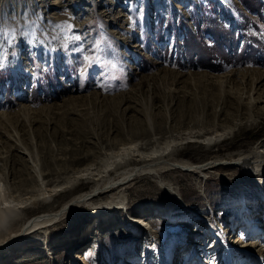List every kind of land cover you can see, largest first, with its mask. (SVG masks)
Masks as SVG:
<instances>
[{"label": "rangeland", "instance_id": "obj_1", "mask_svg": "<svg viewBox=\"0 0 264 264\" xmlns=\"http://www.w3.org/2000/svg\"><path fill=\"white\" fill-rule=\"evenodd\" d=\"M109 1L0 0L2 188L32 184L36 161L17 140L43 171L69 174L126 143L174 138L179 157L203 163L264 140V0H112L99 19ZM58 190L47 205L70 197ZM123 197L152 237L121 210L102 214L99 235L84 205L3 246L0 264H264L251 245L252 223L264 234V177L247 167L142 171Z\"/></svg>", "mask_w": 264, "mask_h": 264}, {"label": "bare ground", "instance_id": "obj_2", "mask_svg": "<svg viewBox=\"0 0 264 264\" xmlns=\"http://www.w3.org/2000/svg\"><path fill=\"white\" fill-rule=\"evenodd\" d=\"M113 2L110 0L105 6L106 8L100 10L99 19L105 11L109 10V4L116 3ZM123 15H119V17ZM106 22L108 25L111 24V20ZM125 41L128 42L129 40ZM225 132L224 128L219 129L217 127L211 131L201 133V137L206 144L211 145L220 140ZM178 142L171 138L163 142H154L153 140L147 142L146 140L142 143H126L116 150L112 148L104 155L102 154V157L93 158L88 165L73 170L69 174L70 171L55 170L54 173L43 171L42 167L38 166L37 154L30 152L28 145L26 146L21 140H17L15 144L19 158L22 161L28 160L29 163L31 162L30 164H33V160H35L36 166H32L34 176L26 172L28 177L31 178L32 184L23 189L24 191L16 188L13 191L11 189L7 190L0 186V249L3 246L16 244L22 238L30 236L37 230H46L50 225L57 223L84 205L91 206L96 221H99L95 227L96 231H93L96 233L99 228V235H102L103 231L101 219L103 222L105 220L102 214L104 212L113 214V212L121 210L129 216L132 223L135 222L138 227L145 229L152 237L153 227L143 221L142 218L136 219L135 216L129 215L128 201L125 202V199H123L129 182L142 171L156 173L180 169L194 174H204L218 167H247L248 171L264 177V140L256 141L248 147L230 152L227 156H215L203 163H195L179 157L177 153ZM148 145H151V148L147 150ZM3 167L4 165L0 167V181L2 176L9 179V173ZM84 177L91 179L89 180V188L76 191V185ZM67 187L71 191L67 200L60 206L58 205V208L52 204L47 205L51 203L52 196L59 191L58 189H66ZM14 191L16 192L15 195L13 194ZM114 191H117V197L102 199L112 194V192L114 194ZM99 200H102V205H93V202ZM43 202L45 203L44 206L47 207H41ZM24 209H28L29 216L27 219H23ZM259 225L256 223L251 224V227L257 230V232L253 231L257 237L251 240V245L253 249L260 252L264 246V234L260 232ZM261 238L262 240H260Z\"/></svg>", "mask_w": 264, "mask_h": 264}]
</instances>
